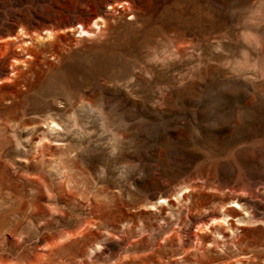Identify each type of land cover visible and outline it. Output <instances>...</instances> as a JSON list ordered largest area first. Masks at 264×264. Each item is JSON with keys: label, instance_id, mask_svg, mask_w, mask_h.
Here are the masks:
<instances>
[{"label": "rangeland", "instance_id": "obj_1", "mask_svg": "<svg viewBox=\"0 0 264 264\" xmlns=\"http://www.w3.org/2000/svg\"><path fill=\"white\" fill-rule=\"evenodd\" d=\"M23 30L0 264H264V0H0Z\"/></svg>", "mask_w": 264, "mask_h": 264}, {"label": "bare ground", "instance_id": "obj_2", "mask_svg": "<svg viewBox=\"0 0 264 264\" xmlns=\"http://www.w3.org/2000/svg\"><path fill=\"white\" fill-rule=\"evenodd\" d=\"M110 1H112V0H110ZM98 19H100V17ZM95 21L96 20H94V22ZM72 23H73V21L69 22V24H72ZM95 24L96 23H94V25ZM68 29H72V28L69 27ZM80 32L81 33L84 32V33L88 34V31L82 29V27L80 29ZM44 33L45 34L47 33L46 38L42 34L38 33L37 31L36 32L35 31L28 32V31H24V30L21 32H15V34H8L7 37H5V38H3V37L0 38V57H2L5 60V67L8 69H12L13 72H10L11 75H14L16 72L17 73L19 72L20 68L17 65L20 62H22V63L26 62L27 63V61H28L27 59L32 58L31 57L32 56L31 54L33 53L32 49L31 50L28 49V46L31 47L33 45L32 40L41 41V40H45V39L50 38V36H51L50 30L45 31ZM8 77H9L8 74H6L5 76L1 77L0 79L3 81H8L9 80ZM211 218H212V216H211ZM213 219H214V217H213ZM200 223L202 225L206 224L204 219L200 220ZM208 228L211 229L213 227L210 225V226H208ZM215 228L218 229L219 232H221L220 227L218 225ZM193 235L195 238L194 243H196V245H197L200 242V240L202 239V236L200 234H198V232H194ZM243 258H244V256H243ZM245 262H247V261H245ZM242 263H244V262H242Z\"/></svg>", "mask_w": 264, "mask_h": 264}]
</instances>
